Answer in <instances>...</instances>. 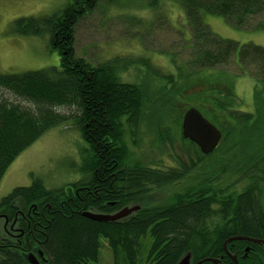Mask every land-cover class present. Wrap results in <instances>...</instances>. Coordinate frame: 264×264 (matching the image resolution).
<instances>
[{
  "label": "trees",
  "instance_id": "16d2710c",
  "mask_svg": "<svg viewBox=\"0 0 264 264\" xmlns=\"http://www.w3.org/2000/svg\"><path fill=\"white\" fill-rule=\"evenodd\" d=\"M102 1L71 0L58 12L13 23V32L19 35L49 34V47L58 50L60 67L0 73V183L24 150L68 118L75 119L90 149L77 166L79 179L48 188L35 177L31 185L18 186L3 197L0 211L7 212L11 202L25 212L37 205L39 214H32L30 223L36 233L40 225L45 227L41 245L34 247L52 264H98L102 237L116 264L120 258L138 264L148 236L152 240L148 264H178L187 254L191 264L205 258L234 264L230 254L237 256L238 264H264V243L233 240L225 249L226 240L234 236L264 240V46L221 37L203 18L204 13L221 15L238 28L264 30V0H176L186 13L191 51L183 61L171 55L174 70L168 74L143 57L117 56L93 64L76 54V27ZM157 3L148 0L152 9ZM232 59L255 79L253 112L239 109L235 77L225 68ZM136 64H146L165 82L158 90L168 111L164 130L168 144L175 138L182 143L187 161L175 152L171 154L175 165L167 168L156 160L132 159L127 126L136 136L150 100L146 85L122 80L121 73ZM192 106L223 133L219 146L208 155L182 135V117ZM64 108L76 109V114L63 113ZM172 121L179 123L180 133L170 128ZM161 134L166 135L163 127L159 138ZM182 181L187 185L181 190L160 196ZM133 206L138 210L113 221L83 214H114ZM3 243L0 264H31L32 254L26 258L21 249L26 250L24 240L20 247Z\"/></svg>",
  "mask_w": 264,
  "mask_h": 264
},
{
  "label": "rangeland",
  "instance_id": "374dc122",
  "mask_svg": "<svg viewBox=\"0 0 264 264\" xmlns=\"http://www.w3.org/2000/svg\"><path fill=\"white\" fill-rule=\"evenodd\" d=\"M70 1L0 0V73H23L60 67V54L58 50L49 47V34L19 35L13 32V23L21 17L58 12ZM114 1H102L97 9L78 23L75 32V51L78 56L87 58L93 64L117 56L143 57L165 74L174 70L171 55L180 61L189 58L191 33L185 10L178 1L158 0L154 9L151 5L148 6V0ZM203 18L211 30L221 37L235 40L239 44L251 42L264 46V30L238 28L221 15L204 13ZM225 68L235 77L239 109L253 112L255 79L243 73L234 59ZM121 77L125 82L146 85L150 94L146 113L135 129L136 136L130 133V127L127 126L126 141L131 149L132 159L145 163L156 160L167 168L175 165L171 157L175 152L187 161L178 138H175L172 145L168 144V133L164 130L168 129L166 100L158 93L164 86L163 79L156 78L146 64L131 66L121 73ZM5 96L16 100L9 93H5ZM62 111L70 115L76 114V109L64 108ZM161 120L165 122L162 123ZM169 126L175 134L180 133V126L176 121H172ZM162 127L163 134L166 135L161 134L159 138ZM88 149L90 145L82 137L74 118H68L54 126L10 165L0 183V201L14 188L31 185L35 177L41 178L48 188L67 186L76 181L81 174L77 166L87 156ZM186 185L182 181L159 194L166 197ZM242 186V183L238 184L239 188ZM151 241L150 236L143 239L138 264H148ZM34 259L38 262L36 257ZM98 264H116L114 254L104 237L101 238ZM119 264L126 263L120 258Z\"/></svg>",
  "mask_w": 264,
  "mask_h": 264
},
{
  "label": "water",
  "instance_id": "95a60500",
  "mask_svg": "<svg viewBox=\"0 0 264 264\" xmlns=\"http://www.w3.org/2000/svg\"><path fill=\"white\" fill-rule=\"evenodd\" d=\"M182 135L185 139H190L193 141L200 149L204 155L212 153L220 144L223 133L221 129L207 118L201 110L197 107H189L183 115L182 118ZM139 206L124 207L120 211L114 214H102L95 213L92 211H85L83 214L91 219L98 221H113L124 218L131 214L133 211L138 210ZM233 240H247L255 243H264V240L247 237V236H234L230 237L225 242V249L227 250V243ZM249 248H247L248 250ZM234 264H238V258L236 255H232ZM33 264H38L36 260L29 259ZM206 261H212L215 264H220L219 259L215 258H205L198 261L195 264H203ZM178 264H191V255L187 254L183 257Z\"/></svg>",
  "mask_w": 264,
  "mask_h": 264
},
{
  "label": "flooded vegetation",
  "instance_id": "af4514ba",
  "mask_svg": "<svg viewBox=\"0 0 264 264\" xmlns=\"http://www.w3.org/2000/svg\"><path fill=\"white\" fill-rule=\"evenodd\" d=\"M37 209V205H34L33 208L30 207L28 211L25 212L14 202H11L8 204L7 212L0 211V247H2L4 245L3 242L6 241H10L11 246L17 245L20 247L24 240L27 245H25L26 250L23 247L21 249L26 258L31 253L37 258L38 264H52L49 261L48 256L44 255L40 250L36 249V251L34 247V244L37 246L41 245V238L44 237L43 229L45 227L40 225V228L36 233L34 230L36 229L35 226H32L30 223V220L33 218L32 214H39ZM26 221L28 223H26ZM35 238H39V240H36ZM13 241H17L18 243H13ZM31 259L35 260L34 257H31Z\"/></svg>",
  "mask_w": 264,
  "mask_h": 264
},
{
  "label": "bare ground",
  "instance_id": "6f19581e",
  "mask_svg": "<svg viewBox=\"0 0 264 264\" xmlns=\"http://www.w3.org/2000/svg\"><path fill=\"white\" fill-rule=\"evenodd\" d=\"M85 212V211H84ZM93 212V211H92ZM33 256V255H32ZM31 255L29 256V259H31V257H32ZM30 261V260H29ZM31 262V261H30Z\"/></svg>",
  "mask_w": 264,
  "mask_h": 264
}]
</instances>
